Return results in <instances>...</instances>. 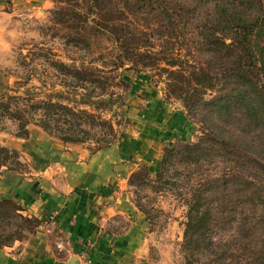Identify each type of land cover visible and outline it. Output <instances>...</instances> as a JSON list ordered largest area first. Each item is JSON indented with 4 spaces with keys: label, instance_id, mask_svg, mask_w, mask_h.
Instances as JSON below:
<instances>
[{
    "label": "rangeland",
    "instance_id": "obj_1",
    "mask_svg": "<svg viewBox=\"0 0 264 264\" xmlns=\"http://www.w3.org/2000/svg\"><path fill=\"white\" fill-rule=\"evenodd\" d=\"M178 1L191 8L197 6L203 14L205 9L212 8L211 0H207L206 5L205 0ZM230 1L243 12L242 15L255 16L254 0L250 12H245L250 7L249 1H242L243 6L239 5L241 1ZM86 9L83 0H16L0 9V96H4L0 104H7L9 113L15 106L22 108L32 123L28 137L16 140L13 138L15 121L0 110V146L20 148L25 157V162L10 159L6 162L7 167L33 173L37 178L48 175H52L53 180L64 178L62 172L53 167L50 169L48 161L37 154L40 147L28 148L22 142L30 138L37 146L40 140L49 138L34 127L46 119L45 113L28 106L44 103L48 93L75 85L72 78L59 72L54 62L78 64L88 62L100 53L105 55L104 48L108 49V55L112 52L113 45L105 38H100L101 49L89 50L87 43L82 41L86 39L83 32L80 33L84 23L81 22L83 17L78 15L85 16ZM103 9L108 10L107 3ZM201 61L210 72L228 75L226 88L235 84L227 71L235 69L241 62L248 64L245 54L238 51L229 57L216 58L203 53ZM126 68L117 73L129 84L128 91L109 85L108 92L121 95L128 126L119 114L108 112L103 118L112 124L114 133L109 126L107 130L99 126L98 121L83 117L78 118L85 122L81 126L83 131L74 129L77 138L86 141L85 151L78 158L80 161L90 155L89 147L112 141L121 133L126 136L129 149L128 157L122 158L123 163L138 162L139 138H145L147 131L156 141V146L145 148L150 150L148 157L144 155L143 163L131 167L123 185L115 188L127 196V203L135 212L134 218L113 216L108 221V234L112 237L123 233L138 221L144 236L139 255L130 252L132 264L135 261H139L136 264H254L255 252L264 241V115L254 121L257 126L255 123L250 125L251 121L245 119L243 111L233 108L232 114H223L231 124L225 128L207 119L200 103L195 109L188 110L178 98V91L167 96L165 75L158 79L152 77L158 74L156 70L141 68L136 74L125 71ZM172 117L177 124L170 129ZM204 121L208 122L209 129L212 128L214 138L205 132L208 125ZM50 126L53 128L51 133L58 134L55 123ZM60 128L66 129L63 125ZM181 128L185 132L183 138ZM60 146L64 150L70 148ZM142 151L141 147V154ZM118 174L113 170L110 177L115 178ZM225 178L229 179L227 185ZM197 200L201 205L200 212L205 214L204 223L195 227V236L186 245L188 207ZM31 219L27 224L18 218L0 219V241L27 228L26 236H19V242L23 241L35 232L37 224Z\"/></svg>",
    "mask_w": 264,
    "mask_h": 264
},
{
    "label": "trees",
    "instance_id": "obj_2",
    "mask_svg": "<svg viewBox=\"0 0 264 264\" xmlns=\"http://www.w3.org/2000/svg\"><path fill=\"white\" fill-rule=\"evenodd\" d=\"M235 1H241L239 5H242V1H249L250 7L245 12L252 11V0ZM254 1L255 16L249 13L242 15L243 12L230 0H211L212 8L205 9L207 11L204 10V14L197 6L191 8L178 0H83L87 6V16L78 15L83 17L81 22L84 23L80 33L83 32L85 37H82L86 39L81 38L82 41L87 43L89 50L101 49L100 38H105L112 43V52L108 55V49L104 48L107 51L105 55L100 53L88 62L81 61L78 64L54 62L59 72L64 77L72 78L75 85L48 93L44 103L28 106L45 113L46 119L34 127L63 144L86 146V141L77 138V131L74 130L83 131L81 126L85 122L80 121V117L92 122L98 121V125L107 130L109 126L114 133L112 124L103 115L116 113L128 126L129 119L122 110L124 106L121 95L108 92L109 85L128 91L129 84L117 73L126 66L128 68L125 71L136 74L140 73L141 68H150L158 73L152 77L165 75L167 96L178 91V98L188 110L195 109L198 106L196 104L200 103L207 113V119L225 128L231 124L223 118V114H232L233 108L243 111L245 119L251 121L250 125L255 123L257 126L254 121L264 115V0ZM106 3L108 10L103 9ZM90 16L93 18L90 19ZM93 36L95 38L92 39ZM234 51L244 53L248 64L241 62L235 69L227 71L226 74L235 79V84L226 88L225 79L228 75L210 72L201 57L203 53L214 58L229 57ZM88 87L93 89L88 90ZM3 100L4 96H0V101ZM0 110L15 121L14 137L27 138L32 123L26 118L25 110L15 106L14 111L9 113L7 104H0ZM52 123H55L58 134L51 133ZM205 123L208 125V128H204L205 132L214 138L212 128L209 129L208 122ZM60 125L66 129L60 128ZM121 136L122 133L113 137L112 141L89 147V150L94 153L108 148ZM12 158L20 159L15 150L0 146V172L15 169L6 166V162ZM227 178L224 180L226 185L229 183ZM200 211L199 200L188 207L186 245L191 243L189 240H193L195 227L204 223L205 214ZM21 212V208L12 201L0 200V219L18 218L21 223H29L32 219L23 216ZM33 221L37 224L36 229L40 222L34 218ZM26 232L27 228H21L12 237L0 241V248L20 241L19 236L25 237ZM255 255L254 264H264V241Z\"/></svg>",
    "mask_w": 264,
    "mask_h": 264
},
{
    "label": "crops",
    "instance_id": "obj_3",
    "mask_svg": "<svg viewBox=\"0 0 264 264\" xmlns=\"http://www.w3.org/2000/svg\"><path fill=\"white\" fill-rule=\"evenodd\" d=\"M15 1L0 0V9ZM173 121L172 117L170 129L177 124ZM182 128L181 138L185 137ZM145 135L139 138L138 162L131 164L122 161L129 151L124 134L108 148L91 152L83 161L78 158L85 151L84 145L63 144L49 135L37 146L33 139L23 140L28 148L40 147L37 154L48 161L50 169L62 172L64 178L53 180L52 175L37 178L16 168L0 172V200L12 201L21 208L22 215L40 222L23 241L0 248V264H84L82 258L89 264H132L130 252L136 256L141 252L142 226L137 221L111 237L108 221L116 215L135 216L127 196L115 188L123 185L131 167L143 163L150 150L145 148L156 146L148 131ZM60 144L70 148L64 150ZM4 147L15 150L25 162L20 148ZM113 170L119 173L115 178L110 177Z\"/></svg>",
    "mask_w": 264,
    "mask_h": 264
},
{
    "label": "built area",
    "instance_id": "obj_4",
    "mask_svg": "<svg viewBox=\"0 0 264 264\" xmlns=\"http://www.w3.org/2000/svg\"><path fill=\"white\" fill-rule=\"evenodd\" d=\"M85 259V258H84ZM86 260V259H85ZM84 264H89V262L88 261H84Z\"/></svg>",
    "mask_w": 264,
    "mask_h": 264
}]
</instances>
